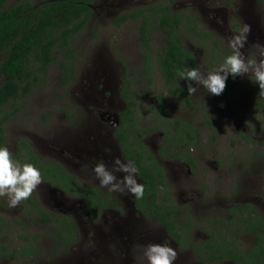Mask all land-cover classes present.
<instances>
[{
	"label": "flooded vegetation",
	"instance_id": "flooded-vegetation-1",
	"mask_svg": "<svg viewBox=\"0 0 264 264\" xmlns=\"http://www.w3.org/2000/svg\"><path fill=\"white\" fill-rule=\"evenodd\" d=\"M163 7L156 5L125 14L114 23L121 27L129 20L134 24L138 22L135 27L142 52L136 46L128 52L127 59L130 60L115 62L116 71H120L116 81L111 64L96 60L91 80L87 79L90 86L77 88L82 99V108H76L82 111V126L79 125L78 130L63 131L60 123L53 124V129L52 125L44 124L48 115L35 118L34 112H26L25 99L38 87L41 79L27 97L14 104L11 100L0 108L1 147H7L12 158L21 165H34L43 177L35 190L38 197L35 198L33 192L29 201H22V206L11 208L8 197H0V260L6 261L3 264H10L13 256H18L24 263L30 259H34V263L37 259L35 264H62L60 260L65 264H99L98 261L100 264H142L144 248L149 244L163 245L164 241L186 248L198 264H242V261L222 257L240 254L248 261L249 254L259 251V237L264 246V219L254 208L256 203H263L264 183L256 177L248 178L249 174L264 175V142L256 135L258 124L263 126L264 132V92H260L259 85L249 74L236 77L229 74L221 95H212L194 82L198 92L189 95L187 82L176 73L178 63L172 65L171 73H164L161 68L158 54L167 52L166 48L170 46L165 39L168 32L161 28L156 12ZM88 8L90 15L82 29L92 15V5ZM227 8H204L203 15L207 16L209 28L202 23L195 27L169 7L170 14L181 22L174 25V34L180 36L174 42L190 54V58L182 60L184 69L195 68L204 75L219 70L225 58L232 54L227 40L238 34L245 24L251 26L248 43L243 49L245 54L255 43L264 45V7L261 6V22L257 24L248 17L251 13L248 8L241 10L239 14L246 17H242L240 25L232 23V18L228 22L227 15L231 14ZM153 21H157L154 25L163 34L160 50L151 53V47L157 44L152 38ZM185 35L192 36L196 42L190 43ZM121 50L119 46L115 53ZM54 52L56 50L51 53L53 58ZM196 52H199L198 60ZM133 59L140 63L139 68L129 62ZM128 67L134 70L130 72ZM73 72L69 74L71 76H65L66 80H73ZM140 76L152 85L153 94L141 92ZM152 76H157L159 83L153 84ZM169 76L173 77L171 81L167 80ZM99 84L102 85L100 90ZM141 100L144 103L141 104ZM233 105H249L262 119L257 120L256 128L252 126L247 133L231 140L233 146L242 150L239 157L229 154L239 166L221 168L227 158L220 155L221 127L211 114L231 124ZM190 110L199 113L196 122L171 116L172 111L181 114ZM4 116L7 118L2 121ZM26 117L29 125L25 122ZM12 122L14 128L11 131L8 125ZM146 123L149 125L145 126ZM218 157L222 158V165ZM117 158L124 163L133 162L137 169L135 179L144 186V191L151 190L149 196L136 199L131 194L110 192L100 187L93 168L103 163L111 171ZM137 164L148 172V183L144 182ZM58 166L66 172L64 178L57 175ZM233 170L240 176L239 180L230 182ZM114 174L118 179L125 175L122 172ZM98 197H101L100 202ZM231 197L237 202L228 203L230 201L226 199ZM88 207L92 208L89 210ZM41 212H46L49 219ZM17 218L27 226L22 231L23 238L11 242ZM145 219L156 225L161 238L148 239L142 233L140 221ZM196 225L209 226V233L199 228L191 240L190 231ZM36 228H46L49 232L46 236L42 232L35 238V234H40ZM240 235L252 238V245L245 247L239 243ZM79 236H89L99 242L86 254V257L90 255L87 260L77 253ZM109 243L118 256L112 257L110 249L105 248ZM65 251H68L67 256L62 257L66 255ZM92 258L96 262H92ZM176 261L174 264H180Z\"/></svg>",
	"mask_w": 264,
	"mask_h": 264
},
{
	"label": "rangeland",
	"instance_id": "rangeland-1",
	"mask_svg": "<svg viewBox=\"0 0 264 264\" xmlns=\"http://www.w3.org/2000/svg\"><path fill=\"white\" fill-rule=\"evenodd\" d=\"M19 1L20 0H9L8 6L12 7L16 5ZM229 2H231V0H94L92 4L93 10L91 18L88 20L87 25L82 30H80L78 35L75 36L71 41L70 55L72 56V60L69 59V57L67 56L68 53L66 51L58 52L56 50V53H53L54 61L48 67L45 77H42V81L39 83L38 87L35 88L31 92V94L25 99V106L27 108L26 112H34L35 118L39 115H48V118L44 122L45 125H52L53 127V124L55 125L60 123L62 125L63 131H67L72 128L78 130L79 125L82 126V111H80V109L76 110V108H82V99L77 94V88L79 89L81 87L85 88V86H90L87 82V79L91 80L96 60H106L111 64L114 72L113 79L116 81V78L120 74V71H116L115 62L122 61L123 63H125L126 60H130L127 59L128 52L129 50H133V48H135L136 46L140 48V51L142 52V46H138V33L135 27L138 22H135L136 24H134V21L129 20L121 27H116L114 23H116L119 18H121L125 14L135 13L139 10H144L148 7L156 5L169 6L174 11L181 13L183 16H185L188 19L189 23L194 24L195 27H197L200 23H202L204 27H209L210 24L208 23L207 16L203 15L205 12L204 8L216 7L218 10H221L222 8L229 7V9L227 8V10L231 15H227L228 22L230 21V18H232V23H234L235 25H240V23H242V17L245 18L246 16L244 17L243 15L239 14V12L241 10H247L245 8H248V11L251 12L248 17L251 18L254 23L257 24L261 22L260 14L262 13L263 9L259 5L258 0H232L231 3ZM33 3L37 4L39 2L34 1ZM222 12H224V10H222ZM222 15L225 16L226 14L222 13ZM249 18L246 19L250 20ZM156 22L157 21H153V23L151 22L153 25L152 38L157 43L156 45L151 47V53L159 51L162 46L161 38L163 33L154 25ZM185 37V39H188L190 43L196 42L190 35H185ZM119 46L122 49L121 52L115 53ZM197 53L199 52H196V58ZM130 54L132 55V52ZM109 57H111V59ZM129 62L134 63L137 68H139L138 66L140 65V63L135 62L134 59ZM71 66H73L74 71L72 81H70L69 78L68 80H66L65 76L67 77L70 73L64 70L65 67L68 68ZM128 68L130 72L134 70L132 67ZM139 80L141 81V84L139 85L141 92H149L153 94L152 85L149 86L143 76H140ZM152 80L154 81L153 84L159 83L157 76H152ZM98 87L100 90L102 85L99 84ZM142 103H144V100H141V104ZM231 111V124H229L228 122L226 123L222 119L218 118L217 115L215 116V114L210 113L212 115V118L216 119L217 123L221 127L220 129L222 136L220 140L222 141V151L220 155L221 157L227 158L225 160V164L221 168H237L239 166V164H237V161H233V158L230 157L229 154H232L235 157H239V154H242V150L240 151L235 146H233L231 144V140H234L235 138L239 137L240 134L247 133L246 131H248V129L252 126L256 128L258 124L257 120L261 121L262 119L261 116L255 115V112L253 111V109H251V106L249 105H233L231 106ZM179 114L180 113L177 114L176 111H172L171 116L174 118L184 117L186 120H192L194 122H196L197 119L200 118L199 113L194 112L192 110L182 112L180 115ZM25 119L26 124L29 125V118L26 117ZM17 120L18 117L14 120V122ZM20 120L17 123H19ZM14 122L9 123L8 130L12 131V129L14 128ZM148 125L149 123L145 124V126ZM258 126V133H256V135H259L260 141L264 142V132L262 131L263 126L260 124H258ZM54 128L55 126L53 127V129ZM21 130H23L22 126ZM224 136L225 139L223 138ZM247 149L252 150L253 148L247 147ZM221 157H218V160H220L222 165L223 161ZM211 167L214 166L212 165ZM233 171L234 172L230 174V182H234V180L238 179L240 176L235 175L236 172L235 170ZM255 177L260 179V183H264V175H248L249 179ZM230 191L232 192V187H230ZM224 192L225 189L222 190V193ZM34 197H38L35 191ZM226 200L230 201L228 203L237 202L235 197H231L230 199ZM261 200L263 201V203H256L257 207L254 208L259 214L263 216L264 219V196H262ZM19 205L22 206V202ZM31 223H33V221ZM140 225L142 233L146 234L148 239L150 237L161 238L162 234L159 235L158 228L153 222H151L150 219L141 220ZM26 226L27 224L21 221L20 218H17L13 226L14 233L10 238L11 242H16L17 238H23L24 234L22 233V231L26 229ZM199 228L204 232L209 233V226L196 225L193 228V231H190L189 238L191 240L192 238L196 237L195 233L199 230ZM30 231L34 233L33 228H31ZM35 231L40 232V234L34 235L35 238L41 236L42 232L45 233V236L47 232H49V230L46 228H36ZM237 240L245 247L250 246L253 243L252 238L246 235H240ZM97 243H99L98 240L94 241L92 238L90 239L89 236H79L76 247L77 253L80 254L82 258H84L86 257V254H89V250L96 246ZM162 243L165 244L166 242L164 241ZM175 245L168 246L172 247L177 252L176 262H180V264H198L194 256L190 254L186 248H182L179 245ZM105 248L110 249L112 257L118 256L116 255L117 251H115V248L111 243L105 244ZM67 252L68 251H65L66 255H62V257L67 256ZM89 256L90 255H88L87 257ZM1 258L9 260L8 257ZM33 261L34 259H30V261L26 263L35 264L37 259H35L34 263H32ZM3 262L6 261L0 260V264H3ZM59 262L65 264L62 260H60ZM92 262H96V259L92 258ZM98 262L100 264L101 261ZM26 263L21 262L18 256H13V259L10 260V264ZM142 264H146V261H144V259L142 260Z\"/></svg>",
	"mask_w": 264,
	"mask_h": 264
},
{
	"label": "trees",
	"instance_id": "trees-1",
	"mask_svg": "<svg viewBox=\"0 0 264 264\" xmlns=\"http://www.w3.org/2000/svg\"><path fill=\"white\" fill-rule=\"evenodd\" d=\"M8 1L0 0V55L3 56V60L0 61V108L11 100L14 104L27 97L38 80L42 81V77H45L48 67L54 61L51 56L53 50L66 51L67 56L72 60L71 39L85 25L90 15L88 7L94 0H20L12 7L8 6ZM34 1L39 3L34 4ZM259 3L264 7V0H259ZM156 12L161 28L168 32L165 39L170 44L166 48L167 52L158 54L162 71L171 73L174 63H178L176 73L183 71L182 60L190 58V54L184 52L181 45L174 42L180 38L174 34L176 31L174 25H179L181 22L170 14L168 6L159 8ZM145 33L146 30L143 28V35ZM144 39L146 40L145 36ZM64 70L73 72L72 66L65 67ZM172 78L169 76L167 80L171 81ZM6 118L7 116H4L2 121ZM30 156L34 159L31 154ZM58 167L57 175L64 178L66 172ZM138 170L144 176V182L148 183V172L140 167ZM47 181L56 183L53 179ZM150 194L151 190L144 191V197ZM82 197L86 198L84 195ZM29 200L30 198L27 199ZM98 201H101V197H98ZM88 208L90 210L92 207ZM41 214L49 219L46 212ZM159 217L163 216L159 215ZM70 230L68 228L69 232ZM259 238L261 240L259 251L249 254L248 256H251L248 261L240 254H227L222 259L239 260L242 264H264L263 239Z\"/></svg>",
	"mask_w": 264,
	"mask_h": 264
},
{
	"label": "clouds",
	"instance_id": "clouds-1",
	"mask_svg": "<svg viewBox=\"0 0 264 264\" xmlns=\"http://www.w3.org/2000/svg\"><path fill=\"white\" fill-rule=\"evenodd\" d=\"M250 32L251 26L245 24L238 34L227 40L232 54L225 58L219 70L207 75L195 68H185L178 72L180 79L187 82L189 95L198 92V87L193 86L194 83L202 85L212 95H221L226 88L229 74L233 77L249 74L259 85L260 92H264V45L255 43L248 54L243 51ZM93 172L100 181V187L107 188L110 192L131 194L136 199H142L144 196V186L135 179L137 169L131 161L124 163L117 158L111 171L103 163H98ZM116 172L125 175L118 179L114 174ZM42 182L43 177L38 168L28 163L21 165L12 158V153L7 147H0V197H8L9 207L15 208L22 201L29 199ZM176 258L177 252L167 243L149 244L143 252L146 264H174Z\"/></svg>",
	"mask_w": 264,
	"mask_h": 264
}]
</instances>
